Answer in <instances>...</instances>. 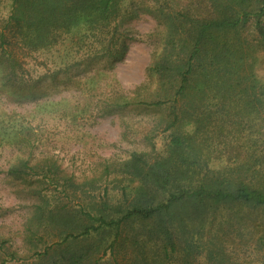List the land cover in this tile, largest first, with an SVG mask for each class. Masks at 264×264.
<instances>
[{
    "label": "trees",
    "instance_id": "16d2710c",
    "mask_svg": "<svg viewBox=\"0 0 264 264\" xmlns=\"http://www.w3.org/2000/svg\"><path fill=\"white\" fill-rule=\"evenodd\" d=\"M5 3L0 93L8 98H26L41 80L28 68L34 55L67 39L72 47L66 49L79 56L70 66L114 64L128 50L127 23L147 14L160 27L145 82L95 106L97 116L153 110L159 113L154 129L166 134L162 152L152 145L151 152L103 167L100 175L125 182L116 205L108 203L106 187L90 194L93 177L60 184L55 173L29 176L33 169L51 171L49 159L20 157L7 171L36 202L24 241L34 247L39 233L52 232L34 254L51 255L53 264H100L103 257L80 247L81 240L109 230L113 240L102 250L112 253L122 245V229L136 222L139 243L133 237L126 245L132 264H237L229 250L235 238L250 227L255 245L264 241V81L255 74L264 54V0H0V9ZM0 138L28 149L22 124L0 121ZM50 187L61 188L58 195L80 192L77 209L52 201ZM256 256L264 264V253Z\"/></svg>",
    "mask_w": 264,
    "mask_h": 264
},
{
    "label": "rangeland",
    "instance_id": "374dc122",
    "mask_svg": "<svg viewBox=\"0 0 264 264\" xmlns=\"http://www.w3.org/2000/svg\"><path fill=\"white\" fill-rule=\"evenodd\" d=\"M6 6L7 3L1 7L0 16L5 14ZM125 28L129 30L130 41L123 61L110 64L97 60L88 65L72 67L70 65L79 56L66 49L72 47L67 39L57 49L34 55L35 60L30 62L28 68L33 77L40 76L41 80L26 98H8L0 93V121H5L8 127L22 124L29 141L26 144L28 149L23 150L16 142L0 138V264L54 263L51 255L48 259H41L34 254L36 250L41 253L43 243L52 240L50 227L38 234L42 239L35 240L37 246L31 247L24 241L25 226L29 223L36 202L24 183L8 175L7 171L18 158L30 155L36 159H49V163L54 165L51 171L43 167L27 173L39 177H55V173L60 184L62 178H71L78 183L84 178L93 177L96 179V190L90 191V194L98 195L106 187L108 203L116 205L125 182H120V177L113 175L106 178L100 175L103 167L119 164L128 159L131 153L151 152L152 145L156 153L162 152L166 134L154 129L158 112L129 107L113 114L97 116L95 110L96 104L100 105L113 92L131 95L143 84L146 68L158 48L160 27L151 16L138 15ZM65 63L67 66H64ZM255 66L257 78L264 81V54L257 56ZM97 70L100 72L96 73ZM60 189L50 187L48 193H51L52 201L77 209L80 192L74 193L71 188L58 195ZM81 203L89 207L90 202L82 198ZM85 211L89 212L88 209ZM93 211H98V208ZM83 220L87 223L86 217ZM246 230L241 235L243 237L232 241L229 250L236 253L237 264H257L256 252L264 253V241L255 245L258 239L254 235L255 230L250 227ZM250 232L253 235L250 236ZM112 234L109 230H100L87 240H81L79 246L95 248L93 256L103 257L100 264H132L129 260L131 251L126 245L127 240L133 237L139 243V222L122 229V245L117 250L112 253L108 250L103 254L102 249L113 240Z\"/></svg>",
    "mask_w": 264,
    "mask_h": 264
}]
</instances>
